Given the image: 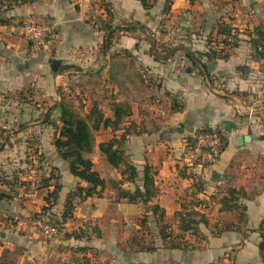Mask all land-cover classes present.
I'll return each instance as SVG.
<instances>
[{
	"label": "crops",
	"instance_id": "crops-1",
	"mask_svg": "<svg viewBox=\"0 0 264 264\" xmlns=\"http://www.w3.org/2000/svg\"><path fill=\"white\" fill-rule=\"evenodd\" d=\"M152 2V9L164 10L165 0ZM151 10L138 0H0V110L13 98L41 107L13 119L7 131L39 165L20 177L28 182L17 189L18 198L11 189L0 191L7 196L0 201L12 203L0 218L20 219L24 230L0 227L6 233L0 237V264H264V59L252 47L255 29L264 32V0H172V33L144 35ZM28 20L52 23L56 39H26ZM221 26L237 45L224 42ZM53 60L61 61L57 71ZM64 91L78 93L83 113L94 104L110 118L114 103L132 109L119 130L96 132L89 157L107 185L101 195L76 199L66 220L60 213L68 194L87 183L71 174L53 144L55 128L44 122L46 108L59 103ZM59 118L57 109L58 125ZM209 128L222 133L225 147L200 167H182L187 140ZM125 131L130 134L122 149L137 169L135 183L99 148ZM240 136L251 140L238 146ZM52 167L62 189L48 211L61 228L46 239L29 217L48 206L55 180L49 186L43 181ZM146 167L156 195L146 203L130 202L121 193L143 188ZM4 180L13 191L17 177ZM26 186L32 190L22 191ZM231 187L241 191L242 209L221 210ZM188 212L208 225L199 222L196 232H183L179 214Z\"/></svg>",
	"mask_w": 264,
	"mask_h": 264
},
{
	"label": "trees",
	"instance_id": "trees-1",
	"mask_svg": "<svg viewBox=\"0 0 264 264\" xmlns=\"http://www.w3.org/2000/svg\"><path fill=\"white\" fill-rule=\"evenodd\" d=\"M9 2L27 4L33 3L35 0H6ZM146 10H151L154 7L152 0H138ZM172 0H165V7L163 12L169 14L171 10ZM258 39L252 41V47L259 58L264 59V32L262 29H255ZM219 34L226 35L224 42L237 45L236 41H228L230 38V31L224 27H219ZM209 76V74H208ZM70 103V102H69ZM65 97L57 104L48 106L46 112L43 113L44 122L52 125L55 128L53 137V144L57 150L58 155L68 162L71 174L80 178L87 183L86 186H79L76 190L71 191L66 199L64 210L60 213L62 220H66L73 216L74 201L76 199H86L95 195H101L107 183L101 177L100 173L94 170V164L89 155L93 153L96 146L95 134L102 128H111L113 131L119 130L124 122L131 116L132 109L127 103H114L112 110L114 118L107 117L99 106L94 104L87 113H79L72 104H69ZM60 109V125L53 119L55 110ZM221 142L223 149L226 145V139L220 131ZM130 131H125L119 137L114 135L108 141L99 144L100 151L106 157L107 161L115 168L123 167V174L127 175L126 179L135 183L138 177L136 167L128 161L123 151V145L127 140ZM190 141V139H189ZM220 149V150H221ZM54 179V189L46 197L48 206L43 210L46 212L48 209L55 205L59 198V193L62 185L59 183L60 173L58 169L53 168L50 171L49 177L44 179V186H49V181ZM100 188V189H98ZM240 190L236 188L227 189L224 197L221 198V210L233 211L242 209L238 203ZM122 197H127L130 202H148L156 195L154 186V176L149 167L145 168L143 176V188H137L134 193L122 192ZM7 197L5 194L0 193V198ZM203 202H197L196 205H202ZM158 210L160 207H154ZM180 229L183 232L192 231L196 232L199 222L208 225L207 219L201 217L199 221L194 218L195 212H188L186 214L180 213ZM56 225L61 226V222L56 220ZM164 231V230H163ZM166 238L168 235L163 232ZM263 241L260 244V250L264 255V233L262 234Z\"/></svg>",
	"mask_w": 264,
	"mask_h": 264
},
{
	"label": "rangeland",
	"instance_id": "rangeland-1",
	"mask_svg": "<svg viewBox=\"0 0 264 264\" xmlns=\"http://www.w3.org/2000/svg\"><path fill=\"white\" fill-rule=\"evenodd\" d=\"M169 15H171L172 17L173 14L171 12L169 14H165L163 11L161 12L160 9L159 10L152 9L150 11V16H149L150 25L146 26L143 34L156 35L157 31L159 34H163L165 30L167 32L172 33L171 24H169L170 22H168V20L171 19ZM157 18L159 19V22L156 25L154 24L152 25L151 22L154 23L155 19ZM169 29H171V31ZM62 94H64V97L67 99L66 101H68V103L70 102L69 104H72L73 108H75L79 113H83V110H80L79 107L77 106L79 105L77 101V99L79 98L78 93H76L75 91H72L71 93H69L68 91H64L62 92ZM31 99H33L32 101H34V98ZM28 103L29 102H27L26 104V102L24 101L20 102L19 98L17 99L13 98L12 100L7 101L0 110V148L4 147L5 150H7L5 152H0V191H7L6 188L11 189L10 193L12 195H16L17 198L19 196L17 189L20 187L21 183L28 182V181L24 182V180H22L20 177L26 176L28 174H32L33 170H38L37 166L39 165L38 159H36L37 160L36 163H33L31 162L32 160L29 159L30 156L20 152V147L24 146L22 140L12 135L9 136V133L7 132L14 125L13 119L19 118L22 114L23 115L32 114L34 110H36V108L41 109V107L40 106L38 107L36 104L28 105ZM23 162L24 164H22ZM5 177H9L10 179L9 181L12 182L16 181V177H17V181L13 187L14 189L13 191L11 185H7L3 183V181H5L4 180ZM27 189L32 190V188L29 189L28 186H26V188L22 189V191ZM9 204L11 205L12 203L9 201L6 202L0 201V210L5 209L7 206H9ZM51 216L52 214L49 211L47 213H44V210L42 209L41 212H39L38 214L33 213L29 218L32 221L38 217L48 218L50 220L49 222L56 223V219ZM2 217L3 218H0V227L2 229L9 228L8 230H12L11 229L12 227H16V226L20 227V225L18 224V222L20 223V219H16L13 216H8V217L2 216ZM60 228L61 227H59V229ZM15 230L17 233L24 234V230L22 227H20V229H15ZM35 230L41 232L39 228Z\"/></svg>",
	"mask_w": 264,
	"mask_h": 264
},
{
	"label": "built area",
	"instance_id": "built-area-1",
	"mask_svg": "<svg viewBox=\"0 0 264 264\" xmlns=\"http://www.w3.org/2000/svg\"><path fill=\"white\" fill-rule=\"evenodd\" d=\"M23 30L25 38L36 44L50 43L56 39L54 25L48 21H25ZM189 139L181 159L184 168L202 166L206 160L213 159L222 146L221 135L215 128L197 131ZM49 221L48 218H36L33 224L41 230L46 239H53L58 236L60 229Z\"/></svg>",
	"mask_w": 264,
	"mask_h": 264
},
{
	"label": "water",
	"instance_id": "water-1",
	"mask_svg": "<svg viewBox=\"0 0 264 264\" xmlns=\"http://www.w3.org/2000/svg\"><path fill=\"white\" fill-rule=\"evenodd\" d=\"M60 64H61L60 60H53V62H52V70L53 71H57L59 66H60ZM250 140H251V138L249 136H240L238 138V146L239 145H243L244 142H247V141H250ZM131 188L134 189V186L131 185ZM5 236H6V233L3 232V231H0V237H5Z\"/></svg>",
	"mask_w": 264,
	"mask_h": 264
}]
</instances>
